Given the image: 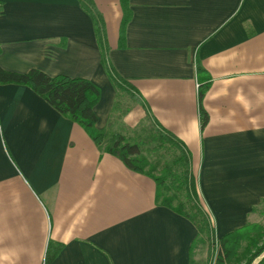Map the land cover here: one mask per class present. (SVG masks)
I'll return each mask as SVG.
<instances>
[{
    "label": "crops",
    "instance_id": "crops-1",
    "mask_svg": "<svg viewBox=\"0 0 264 264\" xmlns=\"http://www.w3.org/2000/svg\"><path fill=\"white\" fill-rule=\"evenodd\" d=\"M92 1L138 110L189 150L217 236L252 224L264 207V0H130L125 26L120 0ZM0 7V65L93 81L107 130L120 91L81 1ZM198 61L210 77L204 129ZM157 192L30 87L0 84V264H193L198 229ZM50 242L62 248L46 263Z\"/></svg>",
    "mask_w": 264,
    "mask_h": 264
},
{
    "label": "trees",
    "instance_id": "trees-1",
    "mask_svg": "<svg viewBox=\"0 0 264 264\" xmlns=\"http://www.w3.org/2000/svg\"><path fill=\"white\" fill-rule=\"evenodd\" d=\"M80 1L93 19L101 47V62L109 79L118 91L128 95L135 103H141L139 92L117 74L109 62L103 16L92 0ZM129 1L120 0L124 12L122 22L124 26L131 16ZM197 74L200 83L198 106L201 129H204L208 122V114L203 100L210 86V77L200 61L197 62ZM0 84L30 87L62 115L83 127L104 152L119 158L130 170L152 177L157 184V197L161 203L188 218L198 229L192 250L199 240L204 241L207 237V241L210 242L212 264H264V238L261 233L249 228L257 225H247L220 238L217 236L212 217L204 208L198 191L189 150L179 138L159 127L158 123L154 122L143 136L131 140L119 131L98 129L95 106L100 101L101 89L93 81L82 77H68L62 74L51 76L40 69L21 73L6 70L0 65ZM160 150H173L174 154L162 167V171L156 174L160 162H151L148 155ZM243 242H246L245 246ZM49 245L46 263L53 260L62 248V244L58 243L50 242ZM240 249L243 250L241 254Z\"/></svg>",
    "mask_w": 264,
    "mask_h": 264
},
{
    "label": "rangeland",
    "instance_id": "rangeland-1",
    "mask_svg": "<svg viewBox=\"0 0 264 264\" xmlns=\"http://www.w3.org/2000/svg\"><path fill=\"white\" fill-rule=\"evenodd\" d=\"M109 87L104 86V91ZM112 87V86H111ZM110 91L106 93V97ZM109 124L107 125V130L119 131L126 136L127 139H133L135 137L143 136L147 129L153 126L152 120L143 111H139L136 103L128 95L118 92L115 106L112 110V116ZM112 122V123H111ZM173 150H160V152H153L149 154L148 157L151 162H160V168L156 174L162 171V167L167 161L171 160ZM263 210V211H262ZM257 214L258 217L254 219V222L250 225H257L255 227H249L252 231H256L262 234L264 238V207ZM262 211V212H261ZM261 212V213H260ZM259 241V240H258ZM261 243V241H259ZM210 242L207 241V237L203 240H199L194 251H193V264H212L211 263V249L209 247ZM246 242H243V246ZM243 248V247H242ZM240 254L243 250L240 249Z\"/></svg>",
    "mask_w": 264,
    "mask_h": 264
}]
</instances>
